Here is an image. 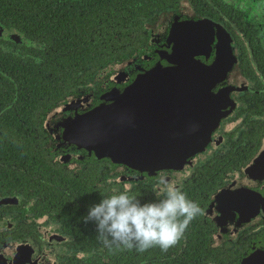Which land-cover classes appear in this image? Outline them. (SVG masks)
Masks as SVG:
<instances>
[{
    "label": "flooded vegetation",
    "instance_id": "flooded-vegetation-1",
    "mask_svg": "<svg viewBox=\"0 0 264 264\" xmlns=\"http://www.w3.org/2000/svg\"><path fill=\"white\" fill-rule=\"evenodd\" d=\"M162 15L157 33L162 38L163 68L177 65L168 60L174 59L175 49L191 46L186 43L189 39L185 45L176 44L174 34L191 38L193 44L194 36L201 35L195 39L194 54L181 52L176 57L205 65L215 57L217 28L228 37L240 78L227 77L223 82L239 87L219 104L227 113L190 164L140 172L86 157V151L64 139V126L58 123L87 111V102L63 103L49 114L47 125L40 120L46 111L38 112L40 124H20L18 131L45 156L34 157L38 167L18 163L12 183L7 169L4 189H0V264H167L169 260L171 264H264V0H163L162 6L138 17L146 30L144 44L149 45L148 60L140 63L148 67L158 57L157 45L150 43L157 34L152 26ZM196 23L203 25L202 30L194 28ZM0 27L1 47L13 49L12 42L22 43L19 30ZM12 32L17 38L10 36ZM95 76L80 90L96 91L100 82ZM216 89L212 87L211 92L215 94ZM75 106L80 108L72 109ZM210 109L216 110L215 102ZM49 151L54 153L48 155ZM162 177L199 206L184 237L165 255L153 253L159 247L146 253L106 247L97 236L96 223L85 222L90 207L122 191L126 184L131 185L129 195L141 203L155 201L153 189ZM221 189L228 192L219 194ZM79 254L84 258H78Z\"/></svg>",
    "mask_w": 264,
    "mask_h": 264
},
{
    "label": "water",
    "instance_id": "water-1",
    "mask_svg": "<svg viewBox=\"0 0 264 264\" xmlns=\"http://www.w3.org/2000/svg\"><path fill=\"white\" fill-rule=\"evenodd\" d=\"M164 18L165 15L160 16L153 24L156 33ZM180 28L174 27L175 30ZM194 28L202 30L203 25L196 23ZM10 36L17 38L15 32ZM200 36H194L193 44L189 43L191 38L173 35L176 44L185 45L189 39L186 43L191 45L185 50L175 49L174 59L168 57L176 66L163 68L160 64L164 52L158 33L151 37L150 43L158 47L154 65L148 67L147 63H140V60H148L143 48L133 57L109 66L113 70L96 93L88 92L73 98V101L87 102V111L68 115L58 123L64 126V139L73 147L86 151L88 157L120 163L140 172L182 168L190 164L219 119L227 113L219 104L225 101L226 95L239 88L234 83L224 85L223 82L227 77L240 78L230 41L220 28L216 31L215 57L211 64L192 59L181 62V58L176 57L181 52L194 54L195 39ZM214 86L219 87L215 94L211 92ZM214 102L216 110H211ZM227 192L221 189L219 194Z\"/></svg>",
    "mask_w": 264,
    "mask_h": 264
},
{
    "label": "trees",
    "instance_id": "trees-1",
    "mask_svg": "<svg viewBox=\"0 0 264 264\" xmlns=\"http://www.w3.org/2000/svg\"><path fill=\"white\" fill-rule=\"evenodd\" d=\"M162 1L0 0L1 26L22 34L21 44L9 45L13 49L0 46V189L7 169L12 183L18 163L38 167L34 157L45 156L44 150L36 152L34 143L25 141L18 126L40 124L37 113L42 111L45 125L63 103L88 93L79 87L95 73L100 86L93 93L109 78V66L146 50V30L138 17Z\"/></svg>",
    "mask_w": 264,
    "mask_h": 264
},
{
    "label": "clouds",
    "instance_id": "clouds-1",
    "mask_svg": "<svg viewBox=\"0 0 264 264\" xmlns=\"http://www.w3.org/2000/svg\"><path fill=\"white\" fill-rule=\"evenodd\" d=\"M131 185L90 207L85 222L94 221L106 247L143 252L152 247L167 251L184 237L199 206L174 183L162 177L153 189L157 199L141 203L130 196ZM78 258H84L79 254Z\"/></svg>",
    "mask_w": 264,
    "mask_h": 264
}]
</instances>
